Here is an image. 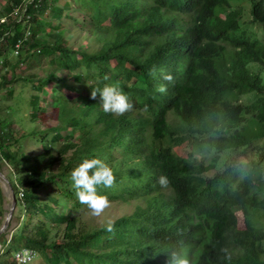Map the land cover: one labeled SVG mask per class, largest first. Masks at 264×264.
<instances>
[{
  "label": "trees",
  "instance_id": "16d2710c",
  "mask_svg": "<svg viewBox=\"0 0 264 264\" xmlns=\"http://www.w3.org/2000/svg\"><path fill=\"white\" fill-rule=\"evenodd\" d=\"M80 1L85 14L79 5L66 13L71 0H6L0 8V170L7 165L25 222L9 240L0 235V257L13 245L41 251L45 264H264V82L249 67L264 66V0H248V21L244 0ZM63 18L83 36L66 37ZM41 58L44 77L23 69H40ZM22 70L39 91L29 120L42 128L18 126L9 111L8 87ZM105 85L133 110L105 113L91 98ZM34 133L41 147L26 153ZM227 153L235 158L223 162ZM94 158L116 177L97 194L141 200L111 221V232L109 221L85 218L70 179ZM3 200L0 186V218Z\"/></svg>",
  "mask_w": 264,
  "mask_h": 264
},
{
  "label": "rangeland",
  "instance_id": "374dc122",
  "mask_svg": "<svg viewBox=\"0 0 264 264\" xmlns=\"http://www.w3.org/2000/svg\"><path fill=\"white\" fill-rule=\"evenodd\" d=\"M5 1L6 0H0V8L4 5ZM238 1H241V0H238ZM85 4H86L85 1H80L77 4L75 2V0H71V7L66 9V13H69V12L74 13L75 10H71L72 7L76 8V6L79 5L81 8L80 9L78 8V9L80 11H82V13L85 14L86 11L84 8H82V5H85ZM250 6H251L250 1H248V0L243 1V18L245 21H248L250 19V14H249ZM44 19L50 20V18H48V17H46ZM69 22H70V20L68 18H63L61 32H63L66 37L69 36V38L72 42H75L78 39V37H81L83 35H80L81 33L78 31L79 26L73 25V24H70V26H69ZM251 27L255 28V25H253ZM44 29L48 30V26L45 25ZM31 61H33V60L31 59ZM41 62H42V65H41L40 69L36 68V66L28 67L27 64H25L26 68H23V69L28 70L29 72H37V75L39 77H44L45 76V70L48 67L46 65L47 59L41 58ZM45 66H46V68H43ZM249 67L254 72H259V74L263 78V82H264V66H259L257 63H251L249 65ZM28 71L22 70L19 80H17L12 85H10V87H8V88L12 89V97L8 101V103H10L9 111L16 116L18 126H22L25 129H30V128L35 129L34 126L37 125V123H38V126H40V128H42L41 123H39V121L31 122L29 120V118H30L29 113L32 111V106L29 103V99L32 98L34 94H38L39 91L33 86V83H36V82L30 81L29 76H25L28 73ZM50 86H51V84H48L46 86L45 90L49 91ZM40 95L41 96L44 95L47 99H49V95L47 94V92H45L44 94H40ZM232 97L235 98L236 94H234ZM38 101L40 104L44 103V102H42V99L40 97L38 98ZM46 102L49 103L50 101L46 100ZM55 105L56 104L53 103V106H55ZM51 112H52V110L50 111V109H49L45 113L44 116H45L46 122L48 124L53 125L55 123V120L53 118L48 117L51 114ZM25 141H28L27 145L24 143V148L26 150V153H28V152H34L35 153L41 147L42 136L40 133L29 134L26 137ZM229 155H230V153L223 155V162H227V161L235 158V154L230 155V156ZM208 158H209L208 156L203 157V159L206 161H208ZM7 168H8L7 165H4V169H5L4 172L7 171ZM211 174H212L211 172L207 173L208 176H211ZM0 186H1V189H2V192L4 195L3 208H4V216H5L8 208L11 204V192H10V188H9L8 184L4 180H2L1 178H0ZM129 200H130L129 202H122L119 200L110 202V207L105 209L104 213H102L98 217L91 215L90 210L87 213H85L84 216L87 220H92L93 223L97 224V225L105 224L107 221L111 222L115 218H117L123 214L131 213L132 210L135 208V206L141 202V200L137 199V198H130ZM18 208L19 207H15V209H14V213L10 219L9 226L6 229L7 233L5 235V239H8V240L10 239L11 234L14 232L15 228H17L19 224H21V226H23L25 224L23 216L22 217L19 216L22 214L19 213L20 211L18 212V210H17ZM0 220H2V223H3L4 217L0 218ZM239 226L243 227L242 217L239 219ZM2 248H3L2 244H0V250H2ZM5 248H7V247H5ZM15 248H17V247H15L13 245H9L8 248L5 249V253L2 254L0 257V264H15V263H12L13 262V260H12L13 259V252H14ZM24 264H45V260H44V256H43L42 252L38 251V253H36V256L34 258H32L30 261H28L27 263H24Z\"/></svg>",
  "mask_w": 264,
  "mask_h": 264
},
{
  "label": "clouds",
  "instance_id": "9594fccd",
  "mask_svg": "<svg viewBox=\"0 0 264 264\" xmlns=\"http://www.w3.org/2000/svg\"><path fill=\"white\" fill-rule=\"evenodd\" d=\"M155 75V70H152ZM164 79L171 80L170 75H165ZM159 92H165L166 88L163 85L158 87ZM99 96L102 109L105 113L113 115H123L126 112L133 110V102L116 86L105 85L102 88H97L91 91V98L96 99ZM72 187L75 189V195L81 204L87 206L91 215L100 216L105 209L110 207V201L106 195L97 194L96 186L103 185L105 188H111L115 184L116 177L113 170L100 159H86L75 167L70 174ZM158 183L162 187H167L169 180L167 176L161 175L158 178ZM107 230H113L112 222L107 225ZM172 264H187L186 260L176 259L173 257Z\"/></svg>",
  "mask_w": 264,
  "mask_h": 264
},
{
  "label": "built area",
  "instance_id": "2783aa9c",
  "mask_svg": "<svg viewBox=\"0 0 264 264\" xmlns=\"http://www.w3.org/2000/svg\"><path fill=\"white\" fill-rule=\"evenodd\" d=\"M30 1H32V0H23V2L25 4H27ZM25 9H26L25 7L22 8V12H24ZM19 11L20 10L18 8H14V13L17 14ZM26 17H28V16H26ZM3 21H4V18H0V23H2ZM27 34H28V31L26 32L25 35H27ZM18 44H19V42L15 46L14 53H17ZM22 196H23V191H20L19 197L22 198ZM35 256H36V251L32 248H29V247H19V248L15 249L13 252V259L15 260L16 264L27 263L28 261H30Z\"/></svg>",
  "mask_w": 264,
  "mask_h": 264
},
{
  "label": "water",
  "instance_id": "95a60500",
  "mask_svg": "<svg viewBox=\"0 0 264 264\" xmlns=\"http://www.w3.org/2000/svg\"><path fill=\"white\" fill-rule=\"evenodd\" d=\"M0 178H1L2 180H4V181L8 184V186H9V188H10V192H11V204H10V206H9V208H8V210H7L6 214H5V216H4L3 223H2L1 226H0V235H1V234L4 233V232L6 231V229L8 228V225H9L10 219H11L13 213H14V209H15V207H16V197H15V195H14V193H13V190H12V188H11V186H10V183H9V181H8V179H7V177H6V175H5L1 170H0Z\"/></svg>",
  "mask_w": 264,
  "mask_h": 264
}]
</instances>
